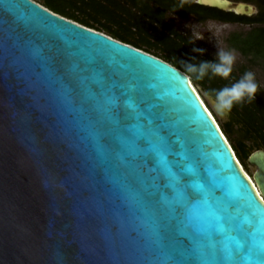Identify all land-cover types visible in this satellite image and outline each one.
I'll list each match as a JSON object with an SVG mask.
<instances>
[{
	"label": "snow or ice",
	"instance_id": "6c2138e0",
	"mask_svg": "<svg viewBox=\"0 0 264 264\" xmlns=\"http://www.w3.org/2000/svg\"><path fill=\"white\" fill-rule=\"evenodd\" d=\"M0 29L7 52L0 68V101L14 117L47 130L55 140L47 121L25 103L22 85L35 84L28 81L19 59L31 46V73L45 85L52 102H58L61 119L73 124L77 143L69 146L87 150L96 161L90 170L95 182L87 188L95 192L97 185H104L118 193L124 212H113L120 223L104 229V240L124 227L121 217L127 215L131 231L157 264H264V185L260 190L252 185L254 202L241 203L231 184L223 182L224 169L211 170L202 153L192 152L170 130L166 114L154 113V106L135 97V85L119 83L102 58L73 60L74 53L53 44L37 45L20 0H0ZM9 97L24 105L23 110L9 103ZM33 100L42 110L39 98ZM112 161L111 170L103 166ZM80 204L82 210L76 203L69 205L75 219L60 231L67 242L58 264L78 259L83 241L94 235L92 229L104 213L99 204L95 212L84 200ZM69 228L72 239L64 230ZM97 250L103 251L102 244Z\"/></svg>",
	"mask_w": 264,
	"mask_h": 264
},
{
	"label": "water",
	"instance_id": "95a60500",
	"mask_svg": "<svg viewBox=\"0 0 264 264\" xmlns=\"http://www.w3.org/2000/svg\"><path fill=\"white\" fill-rule=\"evenodd\" d=\"M20 3L37 45L53 44L63 52L74 53L73 60L86 55L102 58L106 71L113 73L119 83L135 85V97L154 106V113L166 114L170 130L180 136L192 152L202 153L211 170L224 169L223 182L231 184L241 203L254 202L252 185H256L257 190L264 185V150L252 151L247 157V163L256 168L252 182L248 183L251 180L192 89L187 75L32 0H27L29 5L23 0ZM195 3L239 16H252L256 12L253 5L244 2L195 0ZM30 47L19 59L28 81L35 84L31 88L22 85L27 93L25 103L32 113L47 121L55 140L47 130L14 117L0 101V264H58V253L67 242L60 231L65 223L75 219V210L69 205L76 203L82 210L81 200L92 212L97 204L101 205L104 213L92 229L94 235L83 241L78 259L68 264H157L146 252L141 238L131 231L127 215L121 217L124 227L109 233L104 240V229L120 223L113 212L123 213V205L118 193L107 186L97 185L95 192L87 188L95 182L90 170L96 161L89 158L87 150L76 151L69 146L77 143L73 124L61 119L58 102H52L45 85L31 73L35 62L28 55ZM6 56V41L0 29V68ZM0 85H3L2 80ZM36 97L42 110H38L33 100ZM8 102L16 103L21 110L24 108L15 97H9ZM112 163L115 161L103 166L111 170ZM53 222L55 227L51 226ZM64 230L70 234L68 239L74 237L73 229ZM98 244H102L103 251L97 250Z\"/></svg>",
	"mask_w": 264,
	"mask_h": 264
},
{
	"label": "trees",
	"instance_id": "16d2710c",
	"mask_svg": "<svg viewBox=\"0 0 264 264\" xmlns=\"http://www.w3.org/2000/svg\"><path fill=\"white\" fill-rule=\"evenodd\" d=\"M39 4L38 1L42 2L39 5L48 9L49 11L64 17L66 19L72 20L88 29L97 31L102 33L100 30L94 28V25L89 24L88 22H83L82 20H78L67 13L64 10H59V12L53 11L47 5L50 3L48 0H32ZM132 5H137L140 3L139 0H129ZM159 4L157 6H153L152 10L148 12L149 21L151 22L158 21L160 14L163 12L164 7L167 3H170V8L172 11L180 16L194 15L199 21H203L207 18L218 20L223 23H241L244 25H252L251 29L244 34H232L230 35L226 41L227 43L237 50L241 55L248 56L251 55L253 60L260 58L264 59V0H234V2H244V3H252L255 5L257 12L253 16H239L232 12H223L214 8H209L205 6H201L194 2H178V4L172 5V2H163L157 1ZM142 3V1H141ZM144 3V2H143ZM144 8V4H139ZM161 19V18H160ZM160 23V22H159ZM105 35L115 39L121 43L127 44L135 49L141 50L147 54H150L163 62L169 64L170 66L176 68L181 71L188 77H190V81H194L195 83L200 84V86L206 90L213 91L215 94L221 88L230 87L233 83L238 81V78L233 74H230L228 78H221L219 76L213 75L210 71L205 74V76L200 79H195V74L188 73L186 71L185 64H199L201 61H213L207 55L200 54L198 52L193 51V48L187 42L183 40H175L174 38H169L168 35L166 37L169 38V42H166V37L162 36L161 39L164 42V45L158 43L155 38L154 41L145 40L137 38H130L125 35H113L110 33H104ZM166 39V40H164ZM164 46L161 48V46ZM197 49V48H196ZM150 50H159L161 52L160 55H155L150 53ZM182 53H189L196 56L198 63L194 62L193 59H190L189 62H185L181 57ZM191 54V55H192ZM178 56L180 57L178 59ZM176 58V59H175ZM242 71V70H241ZM231 118L227 123L222 125V129L225 135L231 140L232 136L236 133L238 136L233 139V148L231 149L234 152L235 158L239 160V164L246 169L247 157L248 155L256 149L264 150V98L257 97L254 101H248L247 99L239 104H234L231 109ZM249 143V145H246Z\"/></svg>",
	"mask_w": 264,
	"mask_h": 264
},
{
	"label": "rangeland",
	"instance_id": "374dc122",
	"mask_svg": "<svg viewBox=\"0 0 264 264\" xmlns=\"http://www.w3.org/2000/svg\"><path fill=\"white\" fill-rule=\"evenodd\" d=\"M141 1L140 3H137V5H132L129 0H48L50 4L47 6L53 11L57 10V12H59V10H64L67 13L74 15L78 20L94 25L95 29L100 30L103 33H110L116 36L125 35L130 38H135L137 36V38H144L145 40L152 42L154 41L153 38H155L158 43L162 42L164 45L161 37H166V35L161 33L162 36H160V32L158 31L160 28L159 25L157 26V23L156 25H153L155 21L151 22V19L149 21L150 14H148V12L152 10L153 6L151 7L150 4L148 5L145 2L143 3V1L141 3ZM159 1L163 2L164 0ZM166 1L168 2L171 0H165V2ZM230 1L234 2V0ZM38 2L39 4L42 3L40 1ZM139 4H144V8ZM249 4L255 7L254 4ZM157 16L163 18L162 12L160 14L158 13ZM175 24L176 30L181 37H183L189 44H192L195 48L203 49V54L207 55L215 62L218 59L216 56L217 51H232L235 55V62L232 66L231 74L236 76L239 80L245 72L251 71L254 74L255 81L258 85V92L255 98H264V59L257 58L253 60L251 55L243 56L226 41L227 36L230 33L240 32L241 34H244L253 27L252 25L223 24L217 22L192 23L189 18ZM197 31L201 32L203 39L192 43V40L190 39L191 34ZM166 39H164L166 40L165 43L169 42V38L166 37ZM155 44L158 45L157 43ZM163 47L164 46H161V48ZM150 53L155 55L161 54L159 50H150ZM191 54L182 53V59L180 60L189 62L190 59H193L194 62L198 63L196 56ZM179 58L180 57L178 56V59ZM190 84L201 102H203L204 106L210 112L219 131L232 149L233 139H235L238 134L235 133L230 140L227 135L224 134L222 129V125L227 123L232 117L231 112L226 117L218 115L213 107L215 93L202 88L200 84L195 83L192 80L190 81ZM246 145H249V143ZM237 161L239 162L238 159Z\"/></svg>",
	"mask_w": 264,
	"mask_h": 264
},
{
	"label": "clouds",
	"instance_id": "9594fccd",
	"mask_svg": "<svg viewBox=\"0 0 264 264\" xmlns=\"http://www.w3.org/2000/svg\"><path fill=\"white\" fill-rule=\"evenodd\" d=\"M184 0H181L183 3ZM190 39L192 43L203 39L201 32H193ZM193 51L203 54V49L193 48ZM217 61H201L199 64H185L188 73L195 74V79H202L209 71L221 78H228L232 72V66L235 62V55L232 51H217ZM258 92V85L254 74L247 71L243 76L230 87L221 88L215 94L213 107L218 115L226 117L233 108L234 104L248 101H254Z\"/></svg>",
	"mask_w": 264,
	"mask_h": 264
},
{
	"label": "flooded vegetation",
	"instance_id": "af4514ba",
	"mask_svg": "<svg viewBox=\"0 0 264 264\" xmlns=\"http://www.w3.org/2000/svg\"><path fill=\"white\" fill-rule=\"evenodd\" d=\"M143 2L147 3L148 5L150 4L151 7L152 6H157L159 4V0H142ZM181 1V0H171L172 2V5L174 6V4H178V2ZM170 2V1H168ZM184 2H194L195 3V0L193 1H187V0H184ZM197 4V3H196ZM170 3H167V5L164 7V10L162 12V16L163 18H159V22L158 21H155L153 23V25H156L157 23V26L159 25V29L158 31L160 32L159 34L161 35V33L165 34L166 36L168 35L169 38H174L175 40H183L185 42H187L183 37H181L179 35V33L177 32L176 30V24L175 23H178L180 21H183V20H186V19H190V21L193 23H206V22H217V23H223V22H220L218 20H213V19H210V18H207L203 21H199L194 15H187V16H180V15H177L175 14L172 9L170 8ZM223 24H240L242 25L241 23H223ZM232 34H241L240 32H232L230 33L227 38L232 35ZM188 43V42H187ZM189 44V43H188ZM190 46L194 47L192 44H190ZM257 150V149H256ZM255 151V150H253ZM247 163V161H246ZM243 169V167H242ZM256 170L255 166H250L248 163H247V166H246V169H243V171L246 173V175L249 177V179L251 180L252 182V173Z\"/></svg>",
	"mask_w": 264,
	"mask_h": 264
},
{
	"label": "bare ground",
	"instance_id": "6f19581e",
	"mask_svg": "<svg viewBox=\"0 0 264 264\" xmlns=\"http://www.w3.org/2000/svg\"><path fill=\"white\" fill-rule=\"evenodd\" d=\"M192 87V86H191ZM192 89H193V87H192ZM194 90V89H193ZM196 93V92H195ZM201 101V100H200ZM202 103V105L204 106V104H203V102H201ZM204 108L206 109V111H207V113L209 114V116L212 118V116H211V114H210V112L207 110V108L204 106ZM213 119V118H212ZM214 121V120H213ZM215 122V121H214Z\"/></svg>",
	"mask_w": 264,
	"mask_h": 264
},
{
	"label": "crops",
	"instance_id": "0c3cea01",
	"mask_svg": "<svg viewBox=\"0 0 264 264\" xmlns=\"http://www.w3.org/2000/svg\"><path fill=\"white\" fill-rule=\"evenodd\" d=\"M69 20V19H68ZM72 21V20H71ZM102 34H104L103 32H102Z\"/></svg>",
	"mask_w": 264,
	"mask_h": 264
},
{
	"label": "built area",
	"instance_id": "2783aa9c",
	"mask_svg": "<svg viewBox=\"0 0 264 264\" xmlns=\"http://www.w3.org/2000/svg\"><path fill=\"white\" fill-rule=\"evenodd\" d=\"M150 55V54H149ZM152 56V55H151Z\"/></svg>",
	"mask_w": 264,
	"mask_h": 264
}]
</instances>
